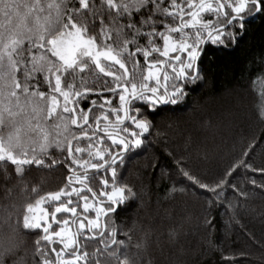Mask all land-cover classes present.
Returning <instances> with one entry per match:
<instances>
[{
	"label": "snow or ice",
	"instance_id": "snow-or-ice-1",
	"mask_svg": "<svg viewBox=\"0 0 264 264\" xmlns=\"http://www.w3.org/2000/svg\"><path fill=\"white\" fill-rule=\"evenodd\" d=\"M260 17L264 0H0V165L6 178L9 165L19 177L26 166L58 162L70 173L56 191L31 189L36 198L25 206L23 228L41 230L34 264H88L81 239L109 231L101 217L131 194L116 185L117 166L151 127L136 102L153 110L178 104L186 86L203 79L205 46L236 42ZM51 149L66 153L63 160L46 161ZM101 170L111 172V194L93 190L98 178L109 187ZM57 244L52 259L48 249Z\"/></svg>",
	"mask_w": 264,
	"mask_h": 264
},
{
	"label": "trees",
	"instance_id": "trees-1",
	"mask_svg": "<svg viewBox=\"0 0 264 264\" xmlns=\"http://www.w3.org/2000/svg\"><path fill=\"white\" fill-rule=\"evenodd\" d=\"M198 66L203 79L188 84L178 104L153 110L136 102L151 127L117 166L116 185L131 194L126 190L106 218L109 231L100 240L81 239L88 264H120L125 257L128 264H264V17L226 47L206 45ZM65 155L51 149L45 159ZM68 175L58 162L26 166L23 177L9 165L6 178L0 165V264L40 260L41 230L23 228L25 206L36 198L33 187L56 191ZM99 177L109 187L98 178L93 190L111 193V172ZM113 238L123 243L111 247ZM48 251L54 259L51 246Z\"/></svg>",
	"mask_w": 264,
	"mask_h": 264
},
{
	"label": "rangeland",
	"instance_id": "rangeland-1",
	"mask_svg": "<svg viewBox=\"0 0 264 264\" xmlns=\"http://www.w3.org/2000/svg\"><path fill=\"white\" fill-rule=\"evenodd\" d=\"M199 63V62H198ZM127 154V153H126ZM78 186V185H77ZM108 194H111V193H108ZM91 195V194H90ZM92 198L90 197V200H91ZM104 202L106 201V202H108L107 201V196H104V197H102L101 198ZM117 205V208H118V204H116ZM44 207L45 208H47L49 211H51V207H50V205H44ZM81 210L82 211H80V213H83V209L81 208ZM116 211H117V209H116ZM116 211L115 212H113V213H111V214H109L108 216H110V215H112V214H115L116 213ZM78 212H79V210H78ZM67 215H70V214H67V213H65V214H62V216H67ZM85 215H88L90 218H95V212H90V213H88V214H85ZM107 216V217H108ZM103 217V216H102ZM102 217H101V220H100V223H101V226H102ZM106 217V218H107ZM106 221V220H105ZM49 222L51 223V217H49ZM86 223V222H85ZM52 227H53V225H52ZM53 229H56V230H58L59 229V227L57 228V227H54ZM102 229H103V227H102ZM102 238V237H101ZM98 240H100V238H97Z\"/></svg>",
	"mask_w": 264,
	"mask_h": 264
},
{
	"label": "water",
	"instance_id": "water-1",
	"mask_svg": "<svg viewBox=\"0 0 264 264\" xmlns=\"http://www.w3.org/2000/svg\"><path fill=\"white\" fill-rule=\"evenodd\" d=\"M169 105V104H168ZM167 106V105H166ZM102 171V170H101ZM109 202H106L105 201V205H107ZM113 206L117 209V205L116 204H113ZM111 213H113V212H111ZM111 213H109V214H111ZM62 214H65V213H61V214H57L58 215V217L60 216V215H62ZM108 214V215H109ZM107 217V216H106ZM106 217L105 216H103L102 217V227L105 225V220H106ZM53 225H59V224H53ZM60 226V225H59ZM103 230V229H102ZM98 238H101V237H98ZM114 246V244L111 246V247H113ZM110 247V248H111Z\"/></svg>",
	"mask_w": 264,
	"mask_h": 264
},
{
	"label": "flooded vegetation",
	"instance_id": "flooded-vegetation-1",
	"mask_svg": "<svg viewBox=\"0 0 264 264\" xmlns=\"http://www.w3.org/2000/svg\"><path fill=\"white\" fill-rule=\"evenodd\" d=\"M105 206H107V205H105ZM112 206H113V205H112ZM113 207H114V206H113ZM61 216H62V215H60L59 217H61ZM67 216H69V215H67ZM59 217H58V218H59ZM85 222L87 223V221H85ZM54 227H57V228H58V227H60V226H59V225H53V228H54ZM101 230H102V228H101ZM94 240H98V239H94ZM51 247H58V248H59V247H61V246H60L59 244H57V245H51ZM54 258H55V257H54Z\"/></svg>",
	"mask_w": 264,
	"mask_h": 264
}]
</instances>
